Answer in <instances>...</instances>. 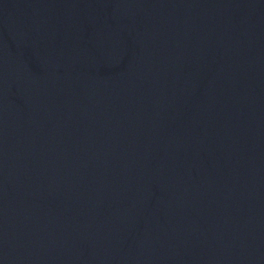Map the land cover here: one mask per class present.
<instances>
[{
    "label": "water",
    "instance_id": "obj_1",
    "mask_svg": "<svg viewBox=\"0 0 264 264\" xmlns=\"http://www.w3.org/2000/svg\"><path fill=\"white\" fill-rule=\"evenodd\" d=\"M0 264H264V0H0Z\"/></svg>",
    "mask_w": 264,
    "mask_h": 264
}]
</instances>
